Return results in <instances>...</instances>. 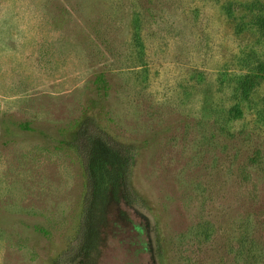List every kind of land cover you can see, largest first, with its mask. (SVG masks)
Instances as JSON below:
<instances>
[{
	"label": "rangeland",
	"instance_id": "rangeland-1",
	"mask_svg": "<svg viewBox=\"0 0 264 264\" xmlns=\"http://www.w3.org/2000/svg\"><path fill=\"white\" fill-rule=\"evenodd\" d=\"M89 133L139 200L97 264H264V0H0V264L85 240Z\"/></svg>",
	"mask_w": 264,
	"mask_h": 264
},
{
	"label": "trees",
	"instance_id": "trees-1",
	"mask_svg": "<svg viewBox=\"0 0 264 264\" xmlns=\"http://www.w3.org/2000/svg\"><path fill=\"white\" fill-rule=\"evenodd\" d=\"M83 141L80 144V153L86 187L78 240L80 241L83 228L85 240L82 237L78 248L76 246L77 249L70 252L61 264H97L98 236L101 233L102 238L103 231L111 221L110 207L121 202L128 206L139 205L130 185L131 149L101 133L86 134ZM119 213V220H123L126 217L124 210Z\"/></svg>",
	"mask_w": 264,
	"mask_h": 264
}]
</instances>
